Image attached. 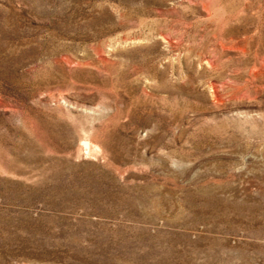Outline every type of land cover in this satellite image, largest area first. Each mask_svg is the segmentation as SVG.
Listing matches in <instances>:
<instances>
[{
    "label": "rangeland",
    "instance_id": "1",
    "mask_svg": "<svg viewBox=\"0 0 264 264\" xmlns=\"http://www.w3.org/2000/svg\"><path fill=\"white\" fill-rule=\"evenodd\" d=\"M0 264H264V0H0Z\"/></svg>",
    "mask_w": 264,
    "mask_h": 264
},
{
    "label": "bare ground",
    "instance_id": "2",
    "mask_svg": "<svg viewBox=\"0 0 264 264\" xmlns=\"http://www.w3.org/2000/svg\"><path fill=\"white\" fill-rule=\"evenodd\" d=\"M85 146H87V147H88V144H87V143H85Z\"/></svg>",
    "mask_w": 264,
    "mask_h": 264
}]
</instances>
